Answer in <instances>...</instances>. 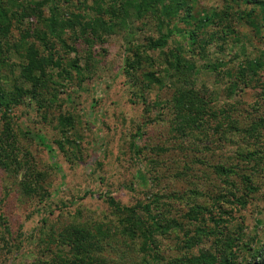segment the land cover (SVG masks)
<instances>
[{
  "label": "rangeland",
  "instance_id": "374dc122",
  "mask_svg": "<svg viewBox=\"0 0 264 264\" xmlns=\"http://www.w3.org/2000/svg\"><path fill=\"white\" fill-rule=\"evenodd\" d=\"M125 1L107 0L116 4L117 11L116 19L111 15L105 18L110 19L109 26L117 22L118 26L114 32L97 26L100 39L92 40L91 33L81 36V25L58 26L60 38H54L53 54L61 67L76 59L85 77L79 78L74 70L69 75L63 72L57 84L43 87L32 102V86L21 74L18 44L22 28L29 26L34 33L40 27L36 14L39 11L47 19L49 7H38L32 14L27 11L22 22L0 39V106L2 101L9 104L15 85L28 89L27 95L9 104L7 112L0 110V132L5 126L3 118L8 116L13 138L23 149L19 157L24 164L17 172L0 162V264H42L69 254L70 245L58 236L73 225L92 231L91 254L105 264H141L142 236L124 231L126 215L110 206L109 195L127 206L152 203L153 214L167 227L156 234L160 264H184L199 247L208 248L212 236L203 231L213 225L211 217H222V224L228 227L241 224L247 240L263 233L264 124L254 136L247 129L264 122V66L247 83L241 70L246 57L263 55L264 33L258 35L246 22H237V37L227 36L226 42L215 41L201 52L195 50L193 59L199 68L196 86L208 93L216 116L210 115L204 128L183 135L173 122L170 100L175 88L174 80L165 76V55L150 49L153 59L146 57L140 67H133L134 57L128 50L133 44L127 42L146 44L148 37H160L174 24H158L154 9L159 5L149 7L142 18L131 6L125 7L122 15ZM95 2L55 3L62 13L87 11L97 17ZM226 4V0H194L192 10ZM184 13L182 10L181 15ZM178 21L174 18L172 23L185 26ZM180 39L174 34L164 51L176 49ZM29 41H35L41 50L34 34ZM209 64L218 65L217 70H209ZM151 70L164 79L161 86H147L144 75ZM233 81L240 83L235 91L230 87ZM157 98L165 102L162 110L154 105ZM134 141L142 149L139 158L132 148ZM252 149L260 150L262 157L258 170L251 174L259 190L241 204L238 197L244 195V189L239 175L244 170L237 169L232 182H225L215 166H235L238 153ZM239 167L252 172L246 162ZM30 169L51 193L46 205L23 184ZM141 172L145 179L140 178ZM41 208L44 211L38 210ZM197 239L200 244L187 247Z\"/></svg>",
  "mask_w": 264,
  "mask_h": 264
},
{
  "label": "trees",
  "instance_id": "16d2710c",
  "mask_svg": "<svg viewBox=\"0 0 264 264\" xmlns=\"http://www.w3.org/2000/svg\"><path fill=\"white\" fill-rule=\"evenodd\" d=\"M58 0H0V39L7 37L14 24L22 22L25 18L27 11H38V7H49L51 15L43 18L41 12L36 14L40 27H36L35 32L31 33V28L27 26L25 30L22 28V38L20 39V46L22 50L19 54L22 58V78L29 82L32 86V100L35 95L41 92L43 87H47L51 84H57L58 79L62 76L63 72L68 75L72 70L83 79L85 77L84 69L78 64L77 60H73L68 67H61V63L56 59V55L53 54V42L54 38H60L57 29L58 26H65L73 28L74 25H81L79 28V34L81 36H89L90 33L94 36V39H100V33H97L99 25L102 29L110 30L114 32L118 26V22L112 26L108 25L110 19L105 18L106 15L116 17V4L107 2V0H95L93 11L97 13V17L92 16L87 11L70 13H62L60 11L59 4L55 3ZM70 1V0H67ZM227 4L223 6H216L211 8H200L195 11L192 8L194 0H126L121 6V14L126 13L125 7H134L136 9L135 15L142 18L145 13L148 12L149 7L159 5L156 11L155 17L159 19V25H171L168 30L161 34L160 37H148L146 44H134L132 40L127 39L128 44H133L128 48L129 52L133 54L132 66L140 67L139 65L148 58V61L153 59L148 51L159 50L163 52L166 57L167 65L166 77L171 78L174 85V95L170 100V108L173 110L175 128L183 135L189 134L194 129H201L206 126L208 117L210 115L216 116V112L213 108L211 99L208 97V93L196 86V75L199 68L193 59L195 56V50H205L207 45L212 42H218L223 40L226 42L227 36H238L236 33L237 22H246L258 35L264 33V0H226ZM117 2V0H116ZM232 2V3H230ZM148 7H146V5ZM85 6H83L84 8ZM81 9V8H79ZM119 10V9H118ZM182 10L185 11L181 15ZM174 18H178L179 21L185 24L184 27H179L177 22L172 23ZM116 19V18H115ZM120 20V19H119ZM127 20V19H126ZM123 23L124 28L127 29L128 25L126 21ZM178 21V22H179ZM64 28V27H63ZM38 39L41 44V50L35 41L30 42L29 37L33 36ZM174 34H179L182 39L178 43L176 49H170L164 51L168 46L170 39ZM133 33L129 32V38H132ZM89 38V37H87ZM235 38V37H234ZM88 40V39H87ZM91 40V39H90ZM205 58L208 55H204ZM2 65L0 64V67ZM216 64L206 66L209 70H217ZM242 68V76L247 82L251 81V77L258 74L260 68L264 66V52L259 57L250 58L246 57L245 64ZM147 86H152L156 83L161 86L165 81L161 76H158L155 71L151 70L144 75ZM240 83L233 81L230 84L232 91L238 89ZM10 95L9 104L18 101L20 97L28 94V89L15 85ZM5 104V106H3ZM8 103L2 101L0 110L7 112L10 107ZM165 104L161 99L157 98L154 102L158 108L162 110V106ZM5 116L7 114H4ZM5 119L4 129L0 132V162L9 169L10 166L14 167L17 172L20 169L22 161L19 157L20 150H23L17 141V138H13L14 131L11 128V119L7 117ZM264 122L253 123L247 129V133L254 136L259 133L260 125ZM234 126V122L232 123ZM138 135H142L139 133ZM260 135V134H259ZM133 151L137 158L142 153L141 147L134 141L132 145ZM52 150V148H50ZM20 151V152H19ZM27 152V151H26ZM25 152V153H26ZM260 150H249L247 152H239V162L231 166H225L223 164L216 165L215 171L223 178L225 182H232L230 178L232 174H237V169L242 168L244 173L239 176L241 178L242 188L244 189V195L238 197V201L241 204H245L254 193L259 190L258 185L255 183L252 173L257 171L262 157L260 156ZM28 163V161L26 160ZM243 162H246L251 166V171L248 172L247 167H239ZM241 163V164H240ZM251 164V165H250ZM257 169V170H256ZM27 171L24 177L23 184L29 193H33L40 197V203L50 199L51 193L42 184L41 178L37 173ZM32 172V173H30ZM140 178L145 179L144 174L140 173ZM44 202V204H45ZM107 202L120 214H125V226L124 231L132 236H142L140 243V252L144 254L141 260V264H160V256L158 252V241L156 234L162 231H166L167 227L162 221H160L156 215L153 214L152 203H144L140 205L127 206L122 205L112 195L107 197ZM46 205V204H45ZM44 208V205H43ZM38 209L44 211V209ZM139 210L148 215L147 220L142 217ZM213 225H210L205 231L206 234L212 236V242L208 248L199 247L198 251L191 253L184 264H264V230L262 234H258L256 237H245L242 225L236 224L228 227L222 220V217H211ZM43 220H45L43 218ZM101 227L98 228L101 231ZM238 229V230H236ZM68 232H60V241L70 245L71 249L69 254L60 255L53 260H44L42 264H105L106 261H102L96 255L91 254L94 248L93 239L94 235H90V231L83 230L78 226H70ZM92 232V231H91ZM70 233V234H69ZM204 233V234H205ZM54 235V234H53ZM97 236V235H96ZM103 236V234H101ZM54 239L55 238L54 236ZM50 240V239H49ZM51 240H53L51 236ZM49 242V241H48ZM23 243V242H22ZM200 244V240H192L187 243V247L197 246ZM21 245V244H20ZM53 262V263H52Z\"/></svg>",
  "mask_w": 264,
  "mask_h": 264
}]
</instances>
